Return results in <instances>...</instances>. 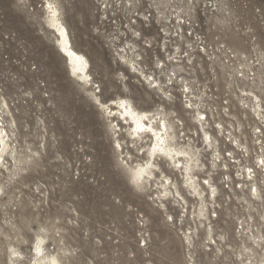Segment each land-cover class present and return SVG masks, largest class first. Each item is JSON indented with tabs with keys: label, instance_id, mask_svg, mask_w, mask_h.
Segmentation results:
<instances>
[{
	"label": "rangeland",
	"instance_id": "obj_1",
	"mask_svg": "<svg viewBox=\"0 0 264 264\" xmlns=\"http://www.w3.org/2000/svg\"><path fill=\"white\" fill-rule=\"evenodd\" d=\"M122 101L174 129L196 190L163 155L135 181L154 142ZM0 126V264L40 239L60 264H264V0H0Z\"/></svg>",
	"mask_w": 264,
	"mask_h": 264
},
{
	"label": "bare ground",
	"instance_id": "obj_2",
	"mask_svg": "<svg viewBox=\"0 0 264 264\" xmlns=\"http://www.w3.org/2000/svg\"><path fill=\"white\" fill-rule=\"evenodd\" d=\"M48 9L50 10V13L52 15L51 23L53 29L57 33L59 47L61 49L62 54L65 56L69 63L72 74L78 79H80L82 82H85L87 85H90L92 80L89 75V62L87 58L82 53L77 51L73 46L70 34L62 22L61 14L59 13V9L57 8V6L49 4ZM119 105L122 109V114L127 115L133 122L132 134L138 138H141L142 136H151L153 139L152 141L154 142L150 150V161H148L146 167L140 166L135 171V181H140L143 178L144 174H146L147 172H151L152 168L154 167L153 163L155 157L161 155L169 159V161L174 165V168L178 171L181 172V166H183L187 177H190L191 169L189 163L183 165V163H181V160L187 158L191 159V157H189V153L187 151H181V149L177 148L176 145H174V129L168 127L166 122L163 121H161L158 126L154 125V121L149 119L146 114H141L137 112L134 107L126 101H122ZM171 129L173 137L170 135ZM7 139L8 134L0 126V148H2L0 154L1 164L4 163V153H6L10 148ZM207 141L209 142V137H207ZM189 179L192 182L190 187L196 190L193 178L190 177ZM12 255H14L16 259L19 258V254L17 252H13ZM35 256L37 257L36 264H60V262L56 258L50 257L45 253L42 239H40L36 244Z\"/></svg>",
	"mask_w": 264,
	"mask_h": 264
}]
</instances>
